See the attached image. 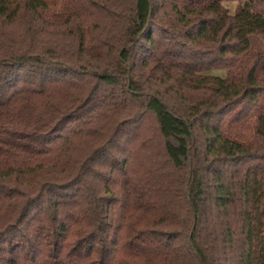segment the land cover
I'll use <instances>...</instances> for the list:
<instances>
[{
    "label": "trees",
    "instance_id": "1",
    "mask_svg": "<svg viewBox=\"0 0 264 264\" xmlns=\"http://www.w3.org/2000/svg\"><path fill=\"white\" fill-rule=\"evenodd\" d=\"M224 1L0 0V264H264V0Z\"/></svg>",
    "mask_w": 264,
    "mask_h": 264
},
{
    "label": "rangeland",
    "instance_id": "2",
    "mask_svg": "<svg viewBox=\"0 0 264 264\" xmlns=\"http://www.w3.org/2000/svg\"><path fill=\"white\" fill-rule=\"evenodd\" d=\"M237 3L238 2L236 0H225L223 2V4L229 9L230 12H233L234 11L235 7L237 6ZM213 71L214 72L221 71L222 73H224L223 72V69L213 70Z\"/></svg>",
    "mask_w": 264,
    "mask_h": 264
}]
</instances>
